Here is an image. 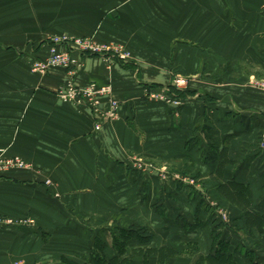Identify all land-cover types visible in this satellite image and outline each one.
I'll list each match as a JSON object with an SVG mask.
<instances>
[{
	"label": "crops",
	"instance_id": "obj_1",
	"mask_svg": "<svg viewBox=\"0 0 264 264\" xmlns=\"http://www.w3.org/2000/svg\"><path fill=\"white\" fill-rule=\"evenodd\" d=\"M63 34L123 45L132 55L109 63L95 55L76 56L80 66L74 82L110 83V96L119 101L117 119L100 122L99 130L94 128L99 116L57 98L56 91L70 78L64 70L31 71L34 60L48 55L47 39ZM228 63L264 71V0H0V156L17 154L31 163L30 170L0 178V214L32 217L47 234L43 242L31 228L0 230V264L19 259L21 264H57L61 255L75 260L84 252L82 241L91 237L68 209L101 208L107 216L115 202L136 208L127 221L154 231L160 227L154 247L181 252L170 243L175 239L195 248L196 255L170 257L168 264H192L211 254L208 224L184 230L179 210L176 216H162L155 210L160 202L150 204L144 196L162 187L182 192L176 182L163 185L152 175L141 197L130 195L134 187L127 166L137 154L200 176L215 204L229 210L218 230L229 241L234 261L264 264V248L248 246L256 237L264 240V233L247 227L238 207L214 189L217 181L249 185L251 209L264 215V200H255V193L264 194V154L256 149L264 125V93L232 80L223 68ZM175 74L190 78L181 106L149 101L148 89L169 86ZM108 99L101 97V111L108 108ZM211 139L216 154L227 160L221 165L205 160ZM86 191L90 195L81 198ZM182 204L193 219L196 202L191 198ZM244 247L253 260L244 256ZM149 264H157L156 259Z\"/></svg>",
	"mask_w": 264,
	"mask_h": 264
},
{
	"label": "rangeland",
	"instance_id": "obj_2",
	"mask_svg": "<svg viewBox=\"0 0 264 264\" xmlns=\"http://www.w3.org/2000/svg\"><path fill=\"white\" fill-rule=\"evenodd\" d=\"M229 67H230V69H229ZM223 68H225L224 71L228 75H231L232 80H235V81L239 82L240 84H243V86H245L246 88H251L254 90L257 89L258 91H261L264 93V90L261 88V86L264 85V71H262L259 67H254L253 65L245 64V63H236V64L235 63H233V64L228 63ZM228 71H229V73H228ZM176 75L188 78L187 76L182 75V74H175L174 76H176ZM212 78L213 77H211V79ZM189 79L190 78L187 79L188 85H187L186 89L182 90V92H184L188 89ZM178 94L179 93L177 92V96L179 98H181L182 96L178 95ZM116 119L117 118H114L111 121H114ZM206 138H208V137H206ZM211 142H213L212 139L210 140L209 144ZM209 148H210V146H209ZM256 149L259 153L264 154V125H262V127L260 128V131L258 132ZM259 153H257V154H259ZM128 163L129 164L127 167H128V172H129V178H130L131 183L133 184L132 187H134V192L130 193L131 196L138 197V198L141 197L144 193L143 186H146V188H149V185H152V180H151L152 175L157 177L159 179V181L162 182L163 185L167 181H173V182H176V183H174L175 185L177 184L176 187H178L179 185L181 186L182 192H179V193H170L168 191L167 187H162L163 185L161 186L162 188H160L161 189L160 193L158 190H157V192H153L152 190H148V191L146 190V192L144 193L145 198L148 199L147 202H149L150 204L155 202V199L157 202L158 201L160 202V203H158V205L160 204V206L157 205L155 210H159V213L162 216H164L166 213L170 216H176L175 212H178V210H179L180 212L178 213V215H179L178 217L183 218L182 220L179 219V222H182L181 228H182V224L184 222L192 224L194 222L195 215L197 214V208H196L197 206H195V208H193V210L191 212V215H194L193 219H192V217L189 214L190 209L188 211H186L185 206L182 204V202H184L185 200L190 202L191 198H192L193 202H196V205L198 203H202V204H204L202 206L206 207V209L208 210V212L205 210H202V209L199 210L198 216H199V220H200L199 222L200 223H201V221L203 222V221L207 220L210 216L211 218H209V220H208V226L214 227L211 224L212 222H214L213 224H215V223L218 224V226H217V229H218V228L224 227L223 225L225 224V222L228 221L229 210L226 209L225 206L223 207V206H218L217 204H215L216 203L215 197H213L211 195L212 191L211 190L208 191V190L203 188L204 182L202 181L201 177L198 176L197 174H194L193 172H190V171L181 170L179 168L175 169L174 168L175 165L169 164L168 161H155V160L150 159L147 156L142 155V154L135 155V157H133L131 159V161ZM249 166H251V165H249ZM261 171L262 172H260L261 173L260 178H263L264 177V167H263V170H261ZM242 177H243L242 179H248V178H251L252 176H248V177L242 176ZM139 180H143V182H141ZM219 180H220V178H219ZM138 182H141L140 186H139ZM263 182H264V180H263ZM223 184H225V185L222 187V189L220 191L219 187L222 186ZM260 184H262L261 181H260ZM150 189H152V188L150 187ZM214 189H215V193H219L223 198H226V200L228 198L225 195L228 192L232 196H235L236 199H238L239 201H243V198L239 199L235 195V189H233V187L227 185L226 183H223L221 181L220 182L217 181L215 186H214ZM120 193L125 194V192H123V191H120ZM212 194H214V193L212 192ZM80 195L82 198V197H85L86 195H90V193L89 192L87 193V191H86V192H81ZM255 197H256L255 200H257L258 204L263 202L260 200H264V194L263 193H259V194L255 193ZM99 198L100 197H98V201H99ZM216 199H218V198H216ZM228 201L231 204H233L234 206L238 207L239 211L242 212V210H241L242 207H240L238 204H235L234 202H231L230 200H228ZM114 204H115L114 207L111 208V209H113L112 210L113 214L112 215L108 214L107 216L105 214L104 215L101 214V211L105 210V209L101 210V208L100 209H91V208L89 209V208H86V207H88V206H86L85 207L86 209H82V210L80 208L77 209L75 207H70V209H68V213L72 212L81 221L80 226H81L82 231L90 233L89 237H91V238H86L85 241L84 240L82 241L83 242L82 246L84 248V250H83L84 252L80 255H76V256L74 255L75 259L82 261L84 259V257H86V255L88 254V251L85 248H89V245H90L89 242H91L94 234H96V233L102 234V237L110 243L111 237H110L109 230L112 227L115 228V226L116 227L117 226H126L128 224H131V222H129L127 220L132 219L133 218L132 215H136V212H135L136 208H132V207L124 208L121 206L120 203H117V202H115ZM111 209H109V210H111ZM151 210L154 212V208H152ZM125 212H128V214H127L128 218L123 219L122 217H123V215L126 214ZM241 215L244 216L243 214H241ZM145 217H147V216H145ZM22 218H27V217H22ZM29 218H32V217H29ZM34 223H35V221H34ZM232 226H234V225H232ZM156 227L157 228L155 231H154V229H152L153 233H158V232L162 231V230H160L159 226H156ZM171 227H173V224L170 225V228ZM94 228H96V229H94ZM170 228H168V229H170ZM178 228L181 229L180 227H178ZM202 229L203 228L198 229V230H202ZM87 233L85 235H87ZM259 238L260 237H256V239H254V240H249V244H248L249 248H251L252 250L258 249L260 247L264 248V240H260ZM87 239H88V241H86ZM174 242L177 244L178 248L181 249V252H178V253L175 252L174 258H177V257L187 258L188 256L192 257V256L196 255V250L194 247H182L181 246V242L183 243L184 240H181V242L180 241L176 242L175 239H171L170 243L172 244ZM152 244H154L153 241L150 243V246L154 247ZM56 246H58V245H56ZM249 248L246 249V247H244V251L245 252L250 251ZM133 249H134V247L131 246L129 249V252H132ZM250 252H252V251H250ZM261 252H262V250H261ZM136 257H137L136 261L138 263H140L141 257H138V256H136ZM197 260H198V258L195 260V262ZM21 262H22V260L19 259V260H16L14 262V264L15 263L21 264ZM168 262H169V260L167 261L166 264H168ZM201 264H205V263L203 262Z\"/></svg>",
	"mask_w": 264,
	"mask_h": 264
},
{
	"label": "built area",
	"instance_id": "obj_3",
	"mask_svg": "<svg viewBox=\"0 0 264 264\" xmlns=\"http://www.w3.org/2000/svg\"><path fill=\"white\" fill-rule=\"evenodd\" d=\"M48 55L44 58L36 59L32 62L31 71L45 74L52 69H62L70 77L65 85L56 91L57 98L62 102L72 103L79 107L89 109L93 115H97V122L94 128L100 129L103 121H111L118 117L119 101L110 96L112 93L111 85L100 84L94 81L86 85H77L73 77L76 75L80 66L76 56L79 54L99 56L106 62L113 59L129 60L132 55L123 45L113 43L98 42L93 36H70L68 34L53 35L47 39ZM188 78L183 76H173L171 83L167 87L148 89L146 97L149 101L163 103L164 105L178 108L181 106V99L177 96L178 91L185 90L188 85ZM264 90V85L261 86ZM177 90V92L175 91ZM107 96L108 108L101 111L99 106L101 97ZM31 163L25 161L20 156L10 157L0 156V173L12 170H30ZM32 218H18L3 216L0 214V226L23 225L32 226ZM19 264V263H15Z\"/></svg>",
	"mask_w": 264,
	"mask_h": 264
},
{
	"label": "trees",
	"instance_id": "obj_4",
	"mask_svg": "<svg viewBox=\"0 0 264 264\" xmlns=\"http://www.w3.org/2000/svg\"><path fill=\"white\" fill-rule=\"evenodd\" d=\"M120 61V60H119ZM177 92V90H175ZM178 95L184 96V94L189 93V91H178ZM194 141V138L190 139L189 142ZM207 156L205 160L212 161L217 160L221 163H225L227 160L223 159L224 156L216 154V145L211 142ZM215 150V151H214ZM219 158V160H218ZM219 165V166H220ZM22 170H12L6 173H0V178H9L13 173ZM227 185L235 189V195L242 199L239 201L235 196H232L227 192L225 195L231 202L238 204L242 210V214L246 217L247 227L255 226L260 233H264V215L255 212L251 209L253 202L249 185L244 183H226ZM222 186L219 187L221 191ZM202 203H198L196 206L197 214L195 215L194 222L183 223L182 228L184 230L195 231L204 228L208 224L209 218L205 221L199 222V210H205L208 212L206 207H203ZM3 215V214H1ZM6 216V215H3ZM252 218V219H251ZM211 224L214 227L211 229V249L212 253L207 256L200 255L198 260L192 264H237L234 261L233 252L229 251L230 243L225 238L222 237L221 232L217 229L218 224ZM211 225V226H212ZM31 228L33 231L41 235L43 242H47V234L41 230L42 228L37 226L36 222L32 226L23 225H13V226H0V230H12V229H25ZM111 242L109 243L102 237V234L96 233L93 235L92 240L88 248V254L81 261L77 259L69 258L65 255H61L58 259L57 264H138L136 261V256L141 257L140 264H149L153 258H156L158 264H166L170 257L175 256V251L171 247L161 246L159 248L151 247L150 243L154 240V233L151 228L147 225H141L136 223H131L126 226H115L110 230ZM190 245V244H189ZM133 246L132 252H129L130 247ZM192 246V245H191ZM190 247V246H189ZM245 257L254 259L253 253L246 251L243 253Z\"/></svg>",
	"mask_w": 264,
	"mask_h": 264
}]
</instances>
